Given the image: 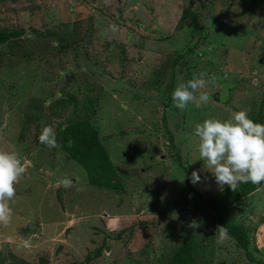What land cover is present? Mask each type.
Wrapping results in <instances>:
<instances>
[{
  "label": "rangeland",
  "instance_id": "rangeland-1",
  "mask_svg": "<svg viewBox=\"0 0 264 264\" xmlns=\"http://www.w3.org/2000/svg\"><path fill=\"white\" fill-rule=\"evenodd\" d=\"M0 34V150L26 167L8 202L16 238L0 224L3 264H167L183 244L189 264H264V182L215 214L208 200L233 191L202 170L194 135L240 110L264 123V0H0ZM201 72L208 102L181 111L172 92ZM82 121L120 188L39 142L51 126L76 151ZM221 219L244 227L247 251L228 232L218 242Z\"/></svg>",
  "mask_w": 264,
  "mask_h": 264
},
{
  "label": "clouds",
  "instance_id": "clouds-1",
  "mask_svg": "<svg viewBox=\"0 0 264 264\" xmlns=\"http://www.w3.org/2000/svg\"><path fill=\"white\" fill-rule=\"evenodd\" d=\"M206 76L207 73L201 72L187 82L179 83L171 94L174 106L183 111L189 104H194L197 108L206 104L209 100L207 92L200 91L199 96L196 95L199 90L205 88ZM212 79L214 81V77ZM194 135L198 138L197 159L204 162L202 170L214 175L221 190L228 185L235 192L241 183L250 182L259 185L264 182V123L253 121L246 111L240 110L232 112L227 120L210 118L197 123L194 127ZM39 142L49 149L62 147L51 126L42 128ZM72 144L73 141L69 140L68 146L71 147ZM25 172L26 167L16 153L0 150V224L7 225L11 220L12 209L8 202L14 199L15 186ZM190 180L193 184L201 181L197 170L192 171ZM59 183L65 188L71 186V181L68 179ZM200 226L195 220L188 225L192 229ZM217 231L218 242L223 243L227 238V231L223 226H217ZM31 238L37 237L32 233L29 241ZM0 245L2 247L1 243ZM27 246L24 247H30Z\"/></svg>",
  "mask_w": 264,
  "mask_h": 264
},
{
  "label": "trees",
  "instance_id": "trees-1",
  "mask_svg": "<svg viewBox=\"0 0 264 264\" xmlns=\"http://www.w3.org/2000/svg\"><path fill=\"white\" fill-rule=\"evenodd\" d=\"M192 4L190 5V7ZM186 8L182 15L180 16L181 21L191 17L194 19V16L192 14L191 8ZM14 35L16 34V31L12 32ZM6 35L0 34V40H5ZM70 132L74 135H78L81 138V148H76L75 150H72L71 147L68 146V141L71 138H68L67 134L64 132L61 135L60 140L58 142L62 145L61 148H63L65 151L71 155V158L79 162L84 169L87 172V176L89 179L92 180L93 185H99L104 186L108 188H120V184L118 180L111 181L109 179V176L106 175V173H112V177L115 175L114 171L111 170L109 159L107 157L106 151L104 147L102 146L100 140L98 139V136L96 135L95 131L91 127L90 123L88 121H82L75 124H72L69 128ZM73 144H77L74 140ZM78 153L81 156H78ZM93 169V171H92ZM95 171L101 175L102 179L95 180ZM106 178V179H104ZM260 185V184H259ZM259 185H253L252 183H241L236 191L228 196L222 195L220 193L215 194L213 197H211L208 200L209 206L214 210L215 214H218L220 209H222L225 205L224 202L230 204L233 201H239L242 197L249 194L250 192L254 191L256 188L259 187ZM224 197V198H223ZM13 216H11L10 222L5 225V227L10 226V231H7V233L3 234L4 238H16L17 234L19 233V229L12 225L13 222ZM221 223H223L226 227V231L228 234L236 241V245L243 249L244 251H247L248 244L250 237L246 233V230L243 226L239 224H234L227 220H222ZM4 225V224H3ZM4 228V229H7ZM9 236V237H8ZM189 249V248H188ZM187 249V244H183L176 252L173 253L171 258L169 259L167 264H189L190 254ZM262 252H264L262 250ZM0 256L2 258V254L0 253ZM0 258V259H1ZM249 258H251L249 256ZM253 259V258H252ZM0 264H3L0 260ZM260 264H263V262H260Z\"/></svg>",
  "mask_w": 264,
  "mask_h": 264
},
{
  "label": "crops",
  "instance_id": "crops-1",
  "mask_svg": "<svg viewBox=\"0 0 264 264\" xmlns=\"http://www.w3.org/2000/svg\"><path fill=\"white\" fill-rule=\"evenodd\" d=\"M263 231H264V229H263ZM261 235L264 236V234H262V233H261Z\"/></svg>",
  "mask_w": 264,
  "mask_h": 264
}]
</instances>
